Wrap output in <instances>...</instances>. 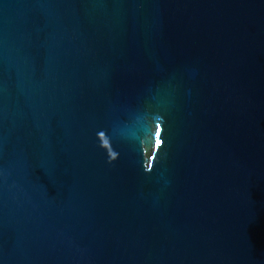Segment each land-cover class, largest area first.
<instances>
[{"label": "water", "instance_id": "1", "mask_svg": "<svg viewBox=\"0 0 264 264\" xmlns=\"http://www.w3.org/2000/svg\"><path fill=\"white\" fill-rule=\"evenodd\" d=\"M0 264H264V0H0Z\"/></svg>", "mask_w": 264, "mask_h": 264}]
</instances>
